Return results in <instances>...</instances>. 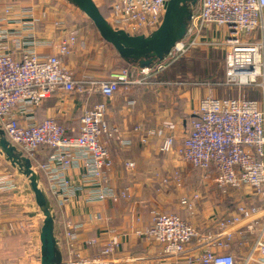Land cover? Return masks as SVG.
<instances>
[{
  "label": "built area",
  "instance_id": "1",
  "mask_svg": "<svg viewBox=\"0 0 264 264\" xmlns=\"http://www.w3.org/2000/svg\"><path fill=\"white\" fill-rule=\"evenodd\" d=\"M63 1L69 12L85 18L74 5ZM92 1L97 7L104 3ZM166 2L111 0L105 20L114 30L146 37L160 26ZM191 12L184 38L156 68H142L141 73L155 75L191 50L221 48L223 80L195 85L217 87L226 93L236 91V96L217 98L210 94L199 99L190 128L181 139H176L167 123L156 128L138 124L130 133L142 145L160 140L161 154L174 156L200 174L199 188L179 200L185 211L193 214L196 203L211 188L217 192L221 208H225L214 216L215 226L209 232L199 231L177 214L156 213L149 228H131L127 234L154 243L160 259L173 264H264V0H198ZM49 15L53 17L19 0L6 3L1 10L0 129L30 160L57 217L79 199L112 204L131 199L127 191L109 186L113 162L108 143L123 150L132 139L118 127L109 126L105 116L107 103L122 87L128 90L148 82L145 78L130 79L127 70L114 72L106 80L75 78L67 60L86 52L87 40L54 17L53 36L43 37L38 25ZM211 28L221 41L204 39ZM243 89L258 92L259 99L248 98ZM94 94L102 101L80 114L76 134L68 133L52 118L35 120L36 111L53 96L75 95L89 100ZM43 156L45 160L40 159ZM124 166L134 169L131 162ZM19 181L9 166L0 164V193L18 189ZM155 181L160 190L184 186L176 168L165 175L157 174ZM100 219L89 215L82 223L58 220L63 264H115L111 261L120 250L121 235L113 234L101 241L81 238L88 223ZM237 239L247 242L239 257L232 251ZM82 247H99L97 258L82 256Z\"/></svg>",
  "mask_w": 264,
  "mask_h": 264
},
{
  "label": "crops",
  "instance_id": "2",
  "mask_svg": "<svg viewBox=\"0 0 264 264\" xmlns=\"http://www.w3.org/2000/svg\"><path fill=\"white\" fill-rule=\"evenodd\" d=\"M22 1L25 2V0ZM31 2L32 0H27L26 4ZM47 4L50 5V3ZM56 5L60 9L63 7L62 2ZM38 9L39 7L37 6V11ZM56 11L61 13L60 10ZM52 20L53 17L49 15L47 21L38 25L40 34L48 39L53 36ZM214 30L215 28H211L209 32H205L204 39L215 40L214 38H217L218 41H221V36L220 38L214 37ZM200 50L211 53L212 58H217V55L213 54V52L217 53L221 65L222 79L216 80L217 76H214L215 80L210 79L206 82L212 84L222 81L224 77L222 68L223 50L221 48L217 50L211 48ZM40 51L46 53L47 50L41 48ZM111 57L113 58V56ZM72 58L67 60V65L71 70L73 69L75 78L91 76L86 73L80 75L70 61ZM118 58L120 57L116 53L114 59L118 60ZM141 70L142 67L134 65L127 71L130 79L140 80L145 78L148 83L133 86L128 90L122 87L114 95L113 99L107 103L105 116L107 124L116 126L124 131L127 136H131L130 132L135 125L142 124L149 128H156L167 123L171 126V131L176 139H181L189 129L190 121H187V126L184 118H181L179 121L181 127L179 126V129L177 122L166 119L168 118L166 116L169 110L164 109L162 106L165 101L166 104L168 102V106L172 104L171 102L175 95H172L173 91L170 92L172 87L170 85L167 86L166 83H158L155 80L158 74L144 76ZM204 91V88L191 87L190 98L192 100L189 102L191 112L188 114L190 118H192L191 114L196 108L198 100L207 94L203 95ZM201 95L203 96L201 97ZM101 101V96L97 94H94L89 100H86L84 96H53L42 103L35 113V120L40 122L45 118H52L63 125L68 133L74 134V131L78 128L77 121L80 114L91 107V105ZM130 102L132 103L131 105L129 104ZM172 105H175V103ZM130 138L132 143L127 149L122 150L113 142L108 143V148L113 162L112 170L109 174V186L117 191H127L130 193L131 199L120 201L118 204L110 202L87 203L85 200L79 199L64 214L62 213V216L57 214V231L59 232L58 220L60 221V219L82 223L88 220L89 215H97L101 219L88 223L89 227L82 232L81 238L82 240L98 239L101 241L113 234L121 235L120 250L112 258L111 262L115 264H173L171 260L160 259L158 247L154 243L148 242L144 238L129 236L127 234L129 230L131 228L138 230L149 228L152 224L153 216L162 209H167L192 223L199 231L209 232L215 226L214 216L220 214L225 207L221 208L217 192L211 188L208 192L205 191L201 200L196 203V211L193 214L185 211L180 206L179 200L183 195H188L193 191L191 190L190 182L195 183V180L190 179L189 174L194 170L179 162L174 156L161 154L159 149L162 142L160 140L153 139L147 145H142L136 136H131ZM127 162L134 164L133 170L125 168L124 165ZM0 164L1 167L7 166L1 159ZM174 168L178 169L183 177V188L174 189L169 187L160 190L155 181V176L157 174L165 175ZM199 185L200 175L195 185L197 189ZM18 189L21 188L19 187ZM15 190L13 192L0 193V264H37L39 262L37 234L40 222L37 217L27 216L25 210L15 214L17 201L15 198L18 196ZM226 210L229 211L230 208L227 207ZM10 225L15 226V232H12L14 228L9 227ZM246 246L247 242L237 239L232 251L239 257ZM98 250L99 247L91 249L82 247V256L93 260L97 258Z\"/></svg>",
  "mask_w": 264,
  "mask_h": 264
},
{
  "label": "water",
  "instance_id": "3",
  "mask_svg": "<svg viewBox=\"0 0 264 264\" xmlns=\"http://www.w3.org/2000/svg\"><path fill=\"white\" fill-rule=\"evenodd\" d=\"M90 22L99 37L109 44L124 61H137L147 68L155 61H161L181 41L191 20V9L198 0H167L160 26L149 36H130L114 30L101 15L92 0H67ZM0 158L9 166L17 178L26 186L17 189V194L33 196V201L25 204L29 217H39L38 229L39 264H63V253L58 240L55 208L47 196L38 173L33 170L28 158L17 150L0 129Z\"/></svg>",
  "mask_w": 264,
  "mask_h": 264
},
{
  "label": "rangeland",
  "instance_id": "4",
  "mask_svg": "<svg viewBox=\"0 0 264 264\" xmlns=\"http://www.w3.org/2000/svg\"><path fill=\"white\" fill-rule=\"evenodd\" d=\"M10 1H18V0H0L1 4L4 5ZM21 2V0H19ZM26 1H22L21 3L26 4ZM33 2V0H32ZM31 4L38 6L39 12H46V13H50L53 14L54 19H56L58 21L59 20H63V22L66 24L68 29H75L77 28L79 34L81 36H83L86 40H87V50L86 52L77 55L76 57H73L70 61L74 64V68L79 72L80 75L82 74H90L91 76L97 78V79H104L106 78V72L108 70L111 69L112 65L114 62H116L114 59V56L116 57V53L114 52V50L109 46L104 44L101 40L100 37L98 35V33L96 32V30L93 28V26L91 24H89L88 21H85V19H81L82 22H80L78 20L77 17L82 18L81 15L76 16L74 13L69 12L64 6L61 7L62 9L58 8V6L56 4H60L61 2H64L63 0H35V2H33ZM47 3H50V5H48ZM51 6V7H50ZM55 8L57 10H60L61 13H59V15H57L55 13ZM214 29V28H213ZM113 56V58L111 57ZM211 54H209V52H205V51H201V50H191L188 55L187 58H194V61H197L199 63L198 66H200V68L205 69V71H210V73L214 74L215 76H217L216 80H221L222 79V73H221V65H220V60L217 57H213ZM218 56V55H217ZM158 63L154 64L153 66H151L150 68H156V65ZM223 68V67H222ZM113 70V69H111ZM73 71V69H72ZM162 73V72H161ZM163 77L168 79L171 77L172 71L170 72H164L163 71ZM79 75V76H80ZM206 75H196V76H184L185 78H193L195 81L191 87L192 88H199V89H205L203 95H212L215 96L217 98H226V97H235L236 95V91H234L233 93H226L223 92V90H221L220 88L217 87H213V86H197L199 84L205 83V82H199L202 78L205 80ZM77 79H81V78H77ZM206 83H210V82H206ZM205 83V84H206ZM197 84V85H195ZM169 86V85H167ZM170 87H172L171 91L172 95L175 94L173 96V101L171 102L172 104L175 103V105H169L168 106V102L166 104V101L163 103V107L164 109H168L169 112L167 114L166 118L168 121H175L178 124V127L180 126V119L181 118H186L187 121L190 120L188 114L191 112V109H189L191 106L189 104L190 100H192V98H190V85L188 83H184V82H176V83H172L170 84ZM189 88V89H188ZM208 90V91H207ZM243 92L246 93V96L249 98H254V99H259V94L258 92L256 93H252L247 89H243ZM189 93V94H188ZM201 95V97L203 96ZM205 95V96H206ZM185 96V97H184ZM185 103H180L181 101H183ZM179 102V103H178ZM176 103H178V105H176ZM166 105V106H165ZM180 108H182V111H180ZM193 108V107H192ZM183 113V114H182ZM164 119V118H163ZM165 119V120H166ZM181 127V126H180ZM179 127V129H180ZM197 176V174L193 173L191 171V173L189 174V178L190 179H194ZM18 177V176H17ZM21 181H19V186L23 189L24 186H26V182L23 179L17 178ZM196 183H192L190 182V187L191 190H196L197 187L195 186ZM194 187V188H193ZM26 194H18V196H16V213L18 214L21 210H25L26 211V207L25 204H29L31 202H34L33 200V196L29 195L28 197L25 196ZM27 202V203H26ZM25 207V208H23ZM158 213H164V214H170L172 212H170L167 209H162L160 212ZM9 217L11 218V216L9 215ZM39 222L40 218L37 217ZM9 227L14 228V225H10ZM15 228L13 229L12 232H15ZM36 264V263H35ZM37 264H39V262H37Z\"/></svg>",
  "mask_w": 264,
  "mask_h": 264
},
{
  "label": "trees",
  "instance_id": "5",
  "mask_svg": "<svg viewBox=\"0 0 264 264\" xmlns=\"http://www.w3.org/2000/svg\"><path fill=\"white\" fill-rule=\"evenodd\" d=\"M104 3L101 7H98L99 8V11L101 13V15L106 19L108 14H109V7H110V2L111 0H103ZM3 9V5L1 4L0 2V13H1V10ZM78 20L80 22H82L81 19H85V18H80V17H77ZM85 21H88L87 19L84 20ZM89 22V21H88ZM90 24V22H89ZM94 28V27H93ZM100 40L106 44V45H109L107 44L106 42H104L101 38ZM110 46V45H109ZM111 47V46H110ZM112 48V47H111ZM113 49V48H112ZM194 51V50H193ZM210 51H216V50H210ZM211 54V53H210ZM213 54H216L218 55L217 53L213 52ZM211 57V56H210ZM218 57V56H217ZM195 59L194 58H187V56L179 59L178 61L174 62L173 64H171L169 67H167L165 70H163L165 73L166 72H171L172 71V74H171V77L166 79L163 77V71L157 73V77H155V80L159 83H166L167 85H170L172 83H176V82H186L190 85L194 83V82H197L195 81L193 78H185L184 76H196V75H206V79L204 80L203 78L199 81V82H205L206 81H209L210 79H214V74L210 73V71H205V69L203 68H200L199 63L197 61H194ZM116 62L113 63L111 69L113 70H108L106 72V78L104 79H100V80H106L108 79L109 75L114 73V72H120L122 70H129L132 66L134 65H137L139 66L138 62L137 61H130V62H126L124 60H122L121 58H118V60L116 59L115 60ZM160 61H155L152 63L151 66H153L154 64L158 63ZM150 66V67H151ZM88 78H91L93 80H97V78L93 77V76H87ZM99 80V79H98ZM185 97V96H184ZM185 103L184 100L181 101L180 103ZM179 103V102H178ZM177 103V105H178ZM180 111H182V108H180ZM183 114V113H182ZM189 119H190V116H189ZM184 120L186 121V125L188 126V123H187V119L184 118ZM190 121V120H189ZM189 128H190V125H189ZM77 133V130L74 131V134ZM51 150H48L46 153H50ZM41 160H45V157L43 156L42 158H40ZM193 173L197 174V176L194 178L195 180V183L197 182L198 180V176L200 175L199 173L195 172V171H192ZM231 209V208H230Z\"/></svg>",
  "mask_w": 264,
  "mask_h": 264
}]
</instances>
